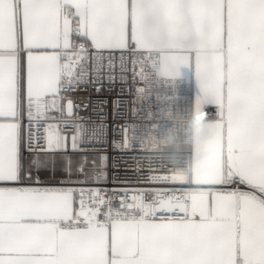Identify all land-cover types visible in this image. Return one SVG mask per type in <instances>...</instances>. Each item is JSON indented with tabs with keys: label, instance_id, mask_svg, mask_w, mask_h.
Wrapping results in <instances>:
<instances>
[{
	"label": "snow or ice",
	"instance_id": "obj_1",
	"mask_svg": "<svg viewBox=\"0 0 264 264\" xmlns=\"http://www.w3.org/2000/svg\"><path fill=\"white\" fill-rule=\"evenodd\" d=\"M209 2L223 74L234 19L253 0ZM104 3L0 0V264H264V153L233 147L223 111L201 152L164 174L122 135L152 186L73 183L89 173L71 156L98 132L79 116L87 105L66 97L117 82ZM25 149L38 151L25 161ZM33 170L68 179L43 183Z\"/></svg>",
	"mask_w": 264,
	"mask_h": 264
},
{
	"label": "crops",
	"instance_id": "obj_2",
	"mask_svg": "<svg viewBox=\"0 0 264 264\" xmlns=\"http://www.w3.org/2000/svg\"><path fill=\"white\" fill-rule=\"evenodd\" d=\"M100 7L108 46L160 49L164 76L193 80V153L199 154L218 129L206 109L221 105L217 113L226 115L233 147L249 156L264 153V0H253L234 19L223 74L215 53L216 7L209 0H105ZM40 174L48 183L68 179L52 170Z\"/></svg>",
	"mask_w": 264,
	"mask_h": 264
},
{
	"label": "built area",
	"instance_id": "obj_3",
	"mask_svg": "<svg viewBox=\"0 0 264 264\" xmlns=\"http://www.w3.org/2000/svg\"><path fill=\"white\" fill-rule=\"evenodd\" d=\"M112 58L117 66L115 84L104 83L100 91H96L95 85L84 86L66 97L87 105L79 109V116L90 121V127L98 132L76 153L82 156L81 162L87 161L89 173L88 177L78 178L95 183L99 177V185L108 190L149 187L152 185L141 173L135 157H130L121 146L122 135L143 154L142 158L159 163L157 173H166L167 163L193 153L194 82L190 78L164 76L160 49L131 45L116 49ZM119 80L123 81V86ZM208 109L206 118L215 121L217 111L213 113ZM63 123L61 121L62 131ZM73 132L63 131V134L71 137ZM36 151L29 154L25 149V161ZM33 176L43 182L37 172Z\"/></svg>",
	"mask_w": 264,
	"mask_h": 264
},
{
	"label": "rangeland",
	"instance_id": "obj_4",
	"mask_svg": "<svg viewBox=\"0 0 264 264\" xmlns=\"http://www.w3.org/2000/svg\"><path fill=\"white\" fill-rule=\"evenodd\" d=\"M81 156V155H80ZM82 157V156H81ZM72 160H73V162L74 163H76V162H81V160H80V157H78V156H76V155H73V157H72ZM80 160V161H79ZM36 171L34 170L33 171V174L35 173ZM39 174V176H40V179L43 181V182H45L43 179H42V176H41V174H40V172L38 173ZM34 177V176H33ZM79 179V178H78ZM45 183H48V182H45ZM55 184H59V183H55Z\"/></svg>",
	"mask_w": 264,
	"mask_h": 264
}]
</instances>
